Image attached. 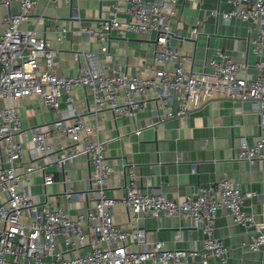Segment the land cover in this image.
Returning a JSON list of instances; mask_svg holds the SVG:
<instances>
[{
    "label": "built area",
    "instance_id": "built-area-1",
    "mask_svg": "<svg viewBox=\"0 0 264 264\" xmlns=\"http://www.w3.org/2000/svg\"><path fill=\"white\" fill-rule=\"evenodd\" d=\"M12 1L17 3V11L12 13L9 9L0 19V141L4 143L0 146V192L5 194V201L0 202V264H137L145 261L187 264L195 256H200L203 264H209V257L224 263L231 248L213 232L217 212L222 208L248 234L244 246L257 251L264 245V225L257 223L244 207L245 199L255 193L242 192L237 181L222 177L198 192L174 199L163 193L140 190L134 165L128 163L122 167L123 195L117 198L106 194L113 168L105 161L103 143L86 140L81 149L62 144L64 137L79 142L80 133L88 134L94 125H87L81 115L73 112L72 90L77 87L88 89L94 109L106 107L116 116L134 115L151 90L155 113L163 111L152 124L186 114L190 101L197 104L207 95L223 93L231 100L250 101L258 114L260 128L264 129V0H229L231 8L222 13L226 20L235 16L247 21L256 34L251 51L258 58L253 65L257 72L252 80L241 75L247 65L234 61L230 53L221 49L207 59L208 69L194 72L185 67L188 56L169 42L172 36L169 20L177 14L176 6L183 0H111L108 16L98 25L79 23L76 28H68L70 33L94 38L103 44V52L107 51L105 43L112 31L153 34L154 62L145 74L140 69L132 74L104 73L90 52H85L88 63L75 75L57 74L53 68L58 48L39 35L35 27H24L22 23L35 12L40 1L58 5L59 0H0V3L10 8ZM119 12H123L126 19L121 20ZM71 16L79 18L78 13ZM66 31L65 27L57 28L55 38L59 39ZM119 91L124 95L123 101H119ZM26 96H36L51 108H56L59 98L64 96L67 112L46 129L34 127L30 141L34 149L62 167L79 155L88 159L92 173L85 192L91 193L95 204L85 213L71 216L61 208L52 209L48 202L38 203L32 199L28 183L24 184L34 170L43 169L31 163L23 166V148L14 139L23 131L13 102ZM176 97L179 102L173 111ZM69 116L73 121L67 124L64 118ZM56 148L62 150L59 156L53 154ZM237 159L264 162V132L253 144L245 136L240 137ZM43 178L44 185L54 180L44 171ZM64 194L70 200L74 193L68 189ZM119 201L127 206L135 220L162 212L189 216L193 226L204 234L202 247L169 249L162 241L148 242L141 227L129 230L117 225L113 221L112 207ZM58 235L67 249H80V252L65 255L56 247Z\"/></svg>",
    "mask_w": 264,
    "mask_h": 264
},
{
    "label": "crops",
    "instance_id": "crops-1",
    "mask_svg": "<svg viewBox=\"0 0 264 264\" xmlns=\"http://www.w3.org/2000/svg\"><path fill=\"white\" fill-rule=\"evenodd\" d=\"M111 0H59L40 1L24 27H35L37 33L46 37L58 48L54 72L65 76L77 73L80 67L88 63L85 52H90L104 73L124 72L132 74L140 69L146 73L154 62L153 34L112 31L106 39L107 51L103 44L94 38L70 33L68 28L83 25H98L108 16ZM231 8L229 0H183L176 6L177 14L170 18L169 28L172 33L170 44L184 55L187 69L200 72L208 69V58L215 56L221 49L230 53L234 61L245 63L247 67L241 75L248 80L254 79L257 70L253 67L258 58L251 51L256 36L247 21L235 16L224 19L222 13ZM17 11V3L12 1L10 8L0 3V19L9 12ZM78 13L79 18L71 14ZM122 20L123 12L118 13ZM65 27L59 39L56 29ZM195 30V32H193ZM264 60V56H262ZM206 68V69H205ZM73 112L81 115L87 125L94 123L88 134L80 133V141L72 142L64 137V147L76 146L81 149L86 140L99 141L104 146V158L113 172L108 177L106 194L121 198L124 175L122 167L133 164L136 182L140 190L170 198L180 199L185 195L198 192L219 178L226 177L239 183L242 192L253 191L255 195L245 199L244 207L255 221L264 225V162L250 163L237 159L240 137L245 136L253 144L264 129L260 128L259 117L250 101L231 100L226 94L207 95L195 103H187L186 114L166 118L156 124L155 101L153 91L148 90L144 104L136 109L134 115H114L103 107L94 109L88 89L77 87L72 90ZM119 101L124 95L119 91ZM174 99L172 110L178 106ZM22 125V134L15 135L23 148V166L38 165L29 175L28 191L38 203L48 202L52 209L61 208L74 216L85 213L94 206L95 200L87 192L92 173V165L84 155H79L64 167L49 161L47 155L41 154L32 146L31 131L34 127L46 129L51 123L62 118L67 112L68 104L64 96L58 100V106L51 108L36 96H26L13 102ZM73 117L64 118L72 123ZM138 129L139 131H137ZM55 139H53L52 142ZM0 141V146H3ZM62 153L56 148L53 154ZM43 171L50 173L53 182L43 183ZM72 189L70 200L65 198V190ZM5 201V194L0 192V202ZM113 221L125 228L141 227L145 230L146 240L162 241L166 248L200 249L203 244V232L193 226L186 215H169L165 212L158 216L146 215L136 220L127 206L119 201L112 207ZM214 235L231 248L224 263L216 257H209V264H264V245L257 251H251L243 245L248 240L245 229L232 220L226 209H220L214 222ZM56 247L67 256H73L80 249H67L62 237H56ZM137 264H175L172 261L152 263L145 261ZM187 264H203L200 256L191 257Z\"/></svg>",
    "mask_w": 264,
    "mask_h": 264
}]
</instances>
